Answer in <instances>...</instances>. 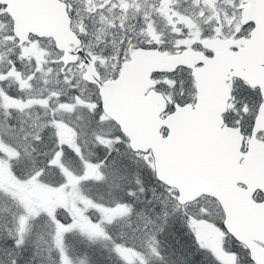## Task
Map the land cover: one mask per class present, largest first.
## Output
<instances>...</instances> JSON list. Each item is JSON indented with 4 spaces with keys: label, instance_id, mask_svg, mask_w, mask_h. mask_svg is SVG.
Segmentation results:
<instances>
[{
    "label": "snow or ice",
    "instance_id": "snow-or-ice-1",
    "mask_svg": "<svg viewBox=\"0 0 264 264\" xmlns=\"http://www.w3.org/2000/svg\"><path fill=\"white\" fill-rule=\"evenodd\" d=\"M247 4L232 0L228 15L238 19L229 21L224 0H201L197 19L211 25L203 33L170 24L171 43L164 34L124 39L112 57L76 40L61 49L75 59L62 55L50 62L59 70L29 84L36 98L0 103V168L15 162L0 179V264H264V54L247 60L264 21L245 19L237 30ZM196 34L194 64L146 70L172 100L141 134L115 112L108 89L127 87L139 54L182 57L190 45L181 40ZM228 39L233 61L224 63L210 43ZM213 72L219 119L208 104Z\"/></svg>",
    "mask_w": 264,
    "mask_h": 264
},
{
    "label": "water",
    "instance_id": "water-1",
    "mask_svg": "<svg viewBox=\"0 0 264 264\" xmlns=\"http://www.w3.org/2000/svg\"><path fill=\"white\" fill-rule=\"evenodd\" d=\"M6 4L5 12L13 22L12 31L21 38L19 44L27 41L31 34L39 38H51L59 52L70 46L77 47L74 43L76 40L80 41L79 47L84 50L81 38L72 28V18L68 4L64 0H6ZM245 13L243 22L245 19L253 18L264 21V2L251 0L249 7L245 8ZM210 46L215 47L222 54L224 63L233 61L226 41L214 40ZM262 54H264V34H261L257 44L248 46L247 60L252 63ZM62 55L63 58L72 60L75 59L76 53L70 55L64 52L61 57ZM200 58H202L201 55L193 51L191 47L179 58L139 54L135 68L126 73L127 87L118 88L113 85L108 89L113 109L116 113L126 114L141 134L146 133L153 125L160 123L156 117L168 102L161 91L154 89L153 85L157 81H148L146 70L170 69L180 63L194 64ZM149 87H153V90L148 91ZM207 92L212 114L219 119L220 113L225 109L215 72L207 78Z\"/></svg>",
    "mask_w": 264,
    "mask_h": 264
},
{
    "label": "rangeland",
    "instance_id": "rangeland-1",
    "mask_svg": "<svg viewBox=\"0 0 264 264\" xmlns=\"http://www.w3.org/2000/svg\"><path fill=\"white\" fill-rule=\"evenodd\" d=\"M110 3L111 5L107 10L104 9V6ZM195 4L201 3V0H86V5L84 7L76 8V12L81 17L84 14L88 15L90 12L93 13L92 16H95L98 10L102 13L103 19L105 17L109 18L112 22L116 21L117 24L122 25L128 21H132V17L138 15L136 19V24L140 29L137 30L139 36L137 39L140 41H147L150 37L159 38L160 34H164L169 43H171L174 37L168 35L171 31L169 25L174 24L176 31H183L187 28H191L194 33H203L205 29L211 27V25L206 23H200L197 19L198 12L194 7ZM210 3H215V0H210ZM232 0H224V14L229 21L236 20L238 17L233 15H228ZM103 8L105 11H101L100 8ZM205 12H208L209 9L205 8ZM3 14L2 9H0V80L7 82L8 84H17L19 88L21 87L20 81H27L23 85V90L27 89V93L30 94L32 98H36V94L29 87L30 83H35L39 87V80L44 78L45 72L49 68H52L54 71L59 70V67H54L50 62L53 60H58L61 58V53L51 49L50 42L44 40V38H38L36 41L31 44L22 43L19 46V56L21 58V67L10 68L12 60L9 55L6 54L7 49L16 46L17 43H13L14 36L12 31V25L9 21L1 19ZM131 15V17H129ZM80 17V18H81ZM115 17V18H110ZM149 25L151 28L149 29ZM239 24L236 25L237 30H239ZM199 39V35H193L191 39H183L181 42L187 44H193L196 40ZM122 43V42H119ZM21 46L24 51H21ZM47 53V55H43ZM114 55H102L104 57H112ZM27 59L28 62L23 60ZM40 74L36 76L35 81H28L29 74H35V72ZM73 71H77L75 65H73ZM6 73V75H4ZM55 82L54 76L48 77ZM172 83V81H167ZM1 88V87H0ZM2 91L0 90V94ZM9 98V97H6ZM1 98V103L4 99ZM26 100V98H22ZM6 169V168H5ZM8 169V168H7ZM9 170V169H8ZM6 171V170H5ZM7 172V171H6ZM9 172V171H8ZM4 172L0 168V179L9 180V173Z\"/></svg>",
    "mask_w": 264,
    "mask_h": 264
},
{
    "label": "trees",
    "instance_id": "trees-1",
    "mask_svg": "<svg viewBox=\"0 0 264 264\" xmlns=\"http://www.w3.org/2000/svg\"><path fill=\"white\" fill-rule=\"evenodd\" d=\"M68 4L69 13L72 18V28L77 33V35L82 40V46L84 48V51H89L91 49L94 53H96L98 56L100 55H110L116 52L117 48L119 47V44H123L124 39H128L130 43L135 42L139 43V39H137V36H139L137 33V30L140 28L137 27L136 20L139 21L136 16L132 17V21H128L126 23H123L122 25L117 24L116 21H111L109 18L105 17L103 19L102 13L98 10L97 14L95 16H92L93 13L90 12L88 15L84 14L83 17L77 14L76 8L78 7H84L86 5V0H64ZM110 3H107L104 6V9L107 10L110 6ZM101 11L103 8H100ZM3 14H2V20L9 21L12 25V20L10 16L5 12V8H2ZM81 17V18H80ZM131 17V15H129ZM115 18V17H110ZM83 33V34H82ZM44 40H47L50 42L51 49L58 51L55 48L54 42L51 38H44ZM113 41H118L122 43L114 44ZM7 49L6 54L9 55V57L16 59V56H19L20 50L19 46L12 45V47ZM103 50V51H102ZM21 58H17V64L21 67ZM24 62H28L27 59L23 60ZM54 67H59V65H54ZM0 90L2 93L0 94V103L1 98L6 97H18V98H28L31 97L30 94H28L26 91L27 89H24L23 91L20 90L19 86L17 84H8L7 82H3V85L0 86ZM164 93L165 90L161 89ZM172 99L171 94L168 95ZM55 103V101H54ZM34 114V113H33ZM22 119H31V115H24L20 116ZM86 155V154H85ZM9 167L8 169L2 168L4 172L7 175V172L11 169H14L15 162L9 161L8 162ZM7 172H6V171ZM77 170L78 166H77ZM8 172V173H9ZM4 202L0 201V208H3ZM2 214V213H0ZM41 248H44V245H41ZM83 259V257H81ZM37 264H41V262L37 261ZM43 264H48L47 260L45 259L43 261Z\"/></svg>",
    "mask_w": 264,
    "mask_h": 264
},
{
    "label": "flooded vegetation",
    "instance_id": "flooded-vegetation-1",
    "mask_svg": "<svg viewBox=\"0 0 264 264\" xmlns=\"http://www.w3.org/2000/svg\"><path fill=\"white\" fill-rule=\"evenodd\" d=\"M251 4V0H248V4L245 6V8H247V7H249V5ZM230 9V7H228V10ZM2 15H1V19H2ZM243 24V18L242 19H240V22H239V25H242ZM12 25H13V22H12ZM239 28H240V26H239ZM39 38V37H38ZM223 41H226L227 42V44H228V48H229V45L230 44H232V43H235L236 41L235 40H233V39H228V40H223ZM18 44V46H20L21 44H19V43H17ZM190 45V47H191V45L192 44H189ZM61 53V52H60ZM62 54V53H61ZM159 81H157V83H158ZM157 91H161L164 95H165V93L161 90V89H159V90H157ZM165 97L168 99V102H170L172 99L170 98V97H168V95H165Z\"/></svg>",
    "mask_w": 264,
    "mask_h": 264
}]
</instances>
